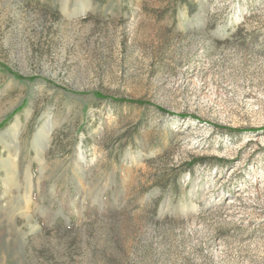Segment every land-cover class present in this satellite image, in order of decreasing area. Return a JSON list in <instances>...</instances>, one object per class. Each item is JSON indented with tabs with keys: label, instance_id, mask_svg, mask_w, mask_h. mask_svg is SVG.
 <instances>
[{
	"label": "rangeland",
	"instance_id": "1",
	"mask_svg": "<svg viewBox=\"0 0 264 264\" xmlns=\"http://www.w3.org/2000/svg\"><path fill=\"white\" fill-rule=\"evenodd\" d=\"M0 126V264H264V0H0Z\"/></svg>",
	"mask_w": 264,
	"mask_h": 264
},
{
	"label": "trees",
	"instance_id": "2",
	"mask_svg": "<svg viewBox=\"0 0 264 264\" xmlns=\"http://www.w3.org/2000/svg\"><path fill=\"white\" fill-rule=\"evenodd\" d=\"M98 100H100V99H102V96L100 95V94H97L96 96H95ZM119 102H121V103H125V104H136V105H141V102H139V101H119ZM1 127V126H0Z\"/></svg>",
	"mask_w": 264,
	"mask_h": 264
}]
</instances>
